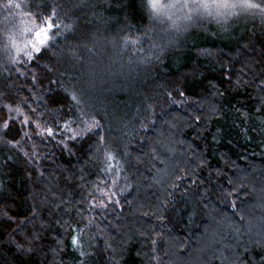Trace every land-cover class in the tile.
Returning <instances> with one entry per match:
<instances>
[{"label": "trees", "instance_id": "16d2710c", "mask_svg": "<svg viewBox=\"0 0 264 264\" xmlns=\"http://www.w3.org/2000/svg\"><path fill=\"white\" fill-rule=\"evenodd\" d=\"M50 2L65 6L68 14L62 12L61 21L81 30L86 27L101 38L103 48L97 49L90 66L78 64L72 69L62 54L72 50L77 33L65 29L63 35L57 34L45 59L35 68L26 65L25 70L45 78L42 88L46 92L49 78L63 79L77 70L85 81L94 77L90 102L106 111V119L117 126L127 125V135L116 145L128 153L121 154L120 161H130L122 174L128 177V191L119 197L121 205L115 211L93 213L97 226L86 232L84 249L92 255L81 258L71 249V234L59 221L63 217L75 225V208L83 190L80 184L98 179L101 158L93 154L87 141L76 143L70 155L55 143L41 142L39 136L33 135L31 140L22 137L19 120L7 130L0 128V211L6 210L15 221L24 222L20 225L24 232L13 233L17 241L41 223L47 225L37 252L25 255L10 241L9 232L16 224L0 217V256L9 264H80L81 259L84 264H154L150 257L155 248L161 256L167 251L165 264H264V105L257 102L256 89L248 83L264 75L259 51L264 47V24L241 20L228 32L220 31L214 23L206 24L187 33H172L175 43L163 53L149 52L144 32L153 22L141 7V0H95L98 7L92 10L74 9L72 5L79 0ZM3 16L0 9V21ZM158 32L159 27L149 35L159 39ZM125 36L129 40L139 37L143 50L125 46L121 39ZM162 43L167 44V40ZM244 45H248L247 50ZM204 49L214 55H202ZM149 55L151 60H146ZM45 64L51 71L43 68ZM29 81V76L15 72L6 76L0 67V91L25 97L33 87ZM212 85L224 95H211ZM178 91H183L186 99ZM58 92L52 85L51 94ZM210 104L219 109L214 115L208 111ZM242 112L248 119H242ZM146 116L150 121L144 119ZM7 140H20L30 155L35 144L34 150L41 157L35 161L38 167L19 151V146L13 149L5 144ZM200 157L207 160L203 167L197 166ZM81 169L83 181L79 179ZM62 173L73 177L70 184ZM229 180L247 186L234 197L235 209L214 196L221 187L232 188ZM171 182L180 184L175 192L169 187ZM49 188L70 194L77 204L64 212L63 205L56 209L51 202L41 203L46 198L52 200ZM168 192L172 195L167 196ZM166 199L172 203L157 211ZM36 208L40 215L28 223Z\"/></svg>", "mask_w": 264, "mask_h": 264}, {"label": "snow or ice", "instance_id": "6c2138e0", "mask_svg": "<svg viewBox=\"0 0 264 264\" xmlns=\"http://www.w3.org/2000/svg\"><path fill=\"white\" fill-rule=\"evenodd\" d=\"M104 2L107 3V0ZM72 7L92 10L98 5L95 0H79V3L73 4ZM141 7L149 20L153 22L144 32V36L149 41V52L158 50L163 53L168 45L175 43L176 38L172 33H187L190 29L204 27L206 24L214 23L220 31L224 32H228L233 23L241 20H259L261 24H264V0H141ZM0 9L4 13L3 21H0L3 25L0 28V67L4 68L6 76L13 72L19 76H29V82L33 85L28 89V95L22 98L13 96L10 92L0 91V128L7 130L19 120L23 126L19 132L22 137L31 140L33 135L39 136L41 142L55 143L70 155L76 143L87 141L93 154L101 158L102 166L98 168V179L88 184H80L83 190L79 192L80 200L75 208V225L63 217L59 221L64 231L71 234V249L78 252L81 258L90 257L92 253L84 249L86 232L97 226V216L93 213L97 210L100 212L110 209L115 211L116 206L121 205L119 197L128 191L127 183H122L127 181L128 177L122 174L127 171L125 164L130 161L120 162L121 154L127 156L128 153L116 145L117 141L122 143L127 135L125 131L127 125L117 126L112 119H106L108 116L106 111L98 110L90 102L89 92L95 87L94 77L85 81L77 70L74 75H65L63 79L51 80L49 78V91L46 92L42 88L45 78L38 76L34 70L26 71L25 66L32 65L33 68L38 66L39 61L45 59L49 51L53 49L57 34L63 35L65 29L77 33V42L72 46V50L62 54L65 56V63L70 64L72 69H76L78 64L90 66L97 49L103 48L101 38L95 33H90L86 27L81 30L61 21V13L63 12L65 16L68 14L65 6L50 2V0H22V2L0 0ZM157 27H159V39H154L149 33L155 31ZM121 39L125 46L131 44L139 46L137 50H143V43L139 37L135 40H129L126 36ZM164 40H167V44L162 43ZM109 42L115 43L114 41ZM261 43L264 45V41ZM244 48L247 50L248 45H244ZM252 50L255 51L254 48ZM259 51L261 59L264 60V47ZM201 54L214 55L208 49H204ZM52 55H57V53L52 52ZM151 58L150 55L145 57L146 60H151ZM155 58L159 60L161 55H156ZM8 65L11 67H7ZM221 66L227 67L226 65ZM43 68L51 71L47 64L43 65ZM65 71L67 72L68 69L66 68ZM226 78L230 80L231 76L226 75ZM248 83L256 89L257 102L264 105V75ZM52 85H56L59 89L57 95L51 94ZM212 88L214 91L211 95L220 97L224 95L215 85H212ZM167 95L169 98L172 97L171 92ZM178 95L185 97L183 91H178ZM181 102L172 100V103ZM205 103H207V98H205ZM147 110L152 111L150 105ZM255 110L260 111L259 108ZM208 111L214 115L219 109L215 104H210ZM240 116L243 120L248 119L246 112L240 113ZM144 119L150 121V116ZM151 122L154 123V121ZM261 123L264 124V120H261ZM24 128H28V131H24ZM4 143L13 149L19 146V151L33 162L34 167H38L35 161L41 157L34 150L35 144H33V151L30 155L29 151L21 146L20 140H7ZM206 164L207 160L200 157L197 166L203 167ZM40 176H44L43 171H40ZM62 176L65 182L69 184L72 182L71 175L62 173ZM79 179L81 181L85 179L83 169H81ZM180 179L181 177H177V180ZM155 182L161 183L160 180ZM227 183L232 185V188L221 187L214 193V196L218 201L229 203L235 209L238 205L234 197H238L240 189H246L247 186L233 180ZM58 187L57 184L56 188ZM169 187L172 192H175L180 184L171 182ZM49 193L52 194V200L48 201L46 198L41 203L51 202L52 207L56 209H61L63 205L62 211L64 212L77 204L70 194L56 192L53 188H49ZM166 195L171 196L172 193L168 192ZM170 203H172L171 200H162L157 206V211L166 208ZM152 214L156 215V213ZM39 215V209L36 208L32 217L27 218V222L32 223V218ZM0 217L16 224V228L9 232V237L19 252L25 255L37 252L42 232L47 225L41 223L38 228H34L31 233L25 235L22 241H17L13 233H23L24 229L20 225L24 222L15 221L6 210L0 211ZM81 224L83 227H80ZM152 243L155 244V241ZM58 244L60 251H63V240L58 241ZM88 246L91 247V244L89 243ZM106 247L111 248V245H106ZM112 251L116 250L112 249ZM167 254L165 251L164 256ZM164 256L159 255L154 248L150 260L154 261V264H165ZM261 260L264 261V253L261 254ZM0 264H9V261L6 257L0 256ZM80 264H84V259L80 260ZM233 264H236V261H233Z\"/></svg>", "mask_w": 264, "mask_h": 264}, {"label": "rangeland", "instance_id": "374dc122", "mask_svg": "<svg viewBox=\"0 0 264 264\" xmlns=\"http://www.w3.org/2000/svg\"><path fill=\"white\" fill-rule=\"evenodd\" d=\"M122 183H125V181H124V182H122Z\"/></svg>", "mask_w": 264, "mask_h": 264}]
</instances>
